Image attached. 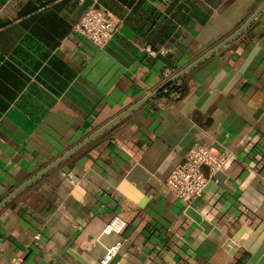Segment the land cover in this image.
<instances>
[{"label":"crops","instance_id":"obj_1","mask_svg":"<svg viewBox=\"0 0 264 264\" xmlns=\"http://www.w3.org/2000/svg\"><path fill=\"white\" fill-rule=\"evenodd\" d=\"M264 0H0V202L235 34ZM90 7L116 31H75ZM0 209V264H245L264 241V10L247 30ZM233 153L187 207L195 146ZM119 216L126 227L102 236Z\"/></svg>","mask_w":264,"mask_h":264},{"label":"built area","instance_id":"obj_2","mask_svg":"<svg viewBox=\"0 0 264 264\" xmlns=\"http://www.w3.org/2000/svg\"><path fill=\"white\" fill-rule=\"evenodd\" d=\"M75 31L95 46L104 47L116 31L114 19L97 7H90L75 26ZM234 160L233 153L227 150H218L209 145L193 147L185 160L178 164L166 180L167 188L175 196L190 207L204 193L208 178L202 171L206 166L210 175L221 172ZM126 227V222L119 216H114L103 228L102 236L119 235ZM123 242L106 247L100 264H109L121 251Z\"/></svg>","mask_w":264,"mask_h":264},{"label":"water","instance_id":"obj_3","mask_svg":"<svg viewBox=\"0 0 264 264\" xmlns=\"http://www.w3.org/2000/svg\"><path fill=\"white\" fill-rule=\"evenodd\" d=\"M264 10V2L261 4V6L257 9V11L253 14V16L231 37L227 38L214 48H212L209 52L204 54L202 57L197 59L195 62L187 66L185 69L178 72L175 76H173L171 79H169L166 83H164L162 86L157 88L154 92H152L149 96L144 98L142 101L137 103L135 106L131 107L129 110L125 111L123 114L115 118L113 121H111L109 124L92 134L90 137L85 139L83 142H81L79 145L74 147L72 150L67 152L64 156L57 159L55 162H53L51 165L45 167L40 172H38L35 176L30 178L28 181H26L24 184L16 188L14 191H12L6 198H4L0 202V209L5 206L12 198L17 196L20 192H22L24 189L38 181L40 178L45 176L47 173L52 171L55 167H57L60 163H62L64 160L68 159L70 156L78 152L80 149H82L84 146H86L88 143L93 141L95 138L103 134L105 131L110 129L112 126L117 124L119 121H121L123 118L134 112L137 108L147 103L150 99L158 95L161 91H163L165 88L173 84L174 82L181 79L183 76L187 75L190 71H192L194 68H196L198 65H200L202 62H204L206 59L214 55L216 52L221 50L223 47L228 45L230 42H232L236 37H238L241 33H243L245 30L251 26V24L256 20V18L262 13ZM245 264H264V241L263 243L258 247L257 250H255L253 253H251L250 259Z\"/></svg>","mask_w":264,"mask_h":264},{"label":"trees","instance_id":"obj_4","mask_svg":"<svg viewBox=\"0 0 264 264\" xmlns=\"http://www.w3.org/2000/svg\"><path fill=\"white\" fill-rule=\"evenodd\" d=\"M185 88L182 85L181 81H176L163 91L159 93V96H168L170 99L179 100L185 94Z\"/></svg>","mask_w":264,"mask_h":264}]
</instances>
